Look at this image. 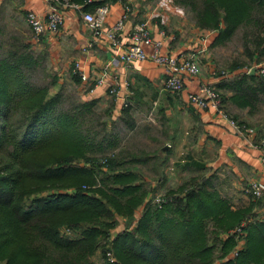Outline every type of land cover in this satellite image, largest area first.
<instances>
[{
	"label": "trees",
	"instance_id": "16d2710c",
	"mask_svg": "<svg viewBox=\"0 0 264 264\" xmlns=\"http://www.w3.org/2000/svg\"><path fill=\"white\" fill-rule=\"evenodd\" d=\"M76 1L84 4L86 0ZM177 1L190 7L199 27L215 29L217 40L229 37L241 27L247 28V53L264 54V0ZM96 5L84 7L91 11ZM9 48L0 59V261L95 264L91 257L98 250L101 257L105 256V242L118 223L117 217H123L128 224L132 220L135 223L112 244L115 264H212L207 220L213 222L216 232H227L248 213L230 210L225 200L212 197L206 190V179L198 183L195 178L181 188L185 190L183 197L173 194L172 201L160 208L147 205L146 185L138 171L129 168L136 158L131 157L133 162L125 161L126 152L117 151L103 157L107 165L103 171L98 161L88 155L120 147L118 137L113 139L109 133L110 138L95 142L93 131L85 129L83 118L95 102L82 101L71 109L56 112L62 98L58 77L53 76L51 86L39 88L10 77L19 67L34 68L35 58L26 52L30 43L14 38ZM38 54L37 60L41 62L43 55ZM71 77L78 84V76L73 73ZM56 85L58 89L49 94V88ZM217 87L230 92L220 95L221 107L234 120L238 116L228 112L227 102L248 110L264 106L263 74L244 73ZM81 160L92 162L89 167L73 164ZM118 167L122 170H116ZM97 182V189H87ZM70 186L75 188L71 193L53 190ZM143 206V213L135 219L137 209ZM250 214L254 218V212ZM63 226L78 230L79 235H62ZM243 231L248 244L246 250L237 254L242 255L241 260L229 258L218 264H243L251 256V236H256L264 247V221H247L239 234ZM233 237L221 241L223 254L235 245Z\"/></svg>",
	"mask_w": 264,
	"mask_h": 264
},
{
	"label": "crops",
	"instance_id": "0c3cea01",
	"mask_svg": "<svg viewBox=\"0 0 264 264\" xmlns=\"http://www.w3.org/2000/svg\"><path fill=\"white\" fill-rule=\"evenodd\" d=\"M149 2L150 0H86L82 4L76 0H66L65 4L55 5L63 13L60 29L57 32L44 33L38 41L32 37L31 47L38 50L34 46V42H38V48L47 52L52 64L60 71L61 83L67 81L74 84L71 74L78 76L77 87L82 101H94L97 106L101 104L110 108L108 123L115 129L119 141L124 131H128L129 135L149 131L147 135L150 139L145 142H150L148 150L157 149L156 169L167 167V148L176 144L178 134L184 130L186 134H190L191 146L194 144L196 150L215 152L208 164L210 171L220 169L222 173L218 174L223 178L227 174L233 188L241 191L252 181H259L264 185V163L261 161L260 151L249 146L245 138L235 132L214 110L194 109L185 99V93L194 91L200 83H218L219 80L212 75L213 68L208 61L202 59L198 76L185 79L183 93H174L165 88V70L150 58L114 63L116 57L131 44L133 26L139 22H146L152 38L162 41L163 53L192 57L205 52L204 45L201 48L195 41L188 44L189 39L183 37L179 27L172 26L173 32L161 35L162 29ZM93 3L97 4L95 7L108 3L105 29L113 27L121 19L123 3L130 6L131 11L117 34L119 47L112 46L105 37L95 39L83 21L82 13L95 9L94 7L90 11L84 6ZM89 9H92L91 5ZM28 11L45 17L49 4L46 0H0V16H6V20L16 17L17 21L26 24L25 15ZM143 49L147 55L150 54L149 46L143 45ZM56 64H60L59 67ZM82 75L85 79L81 78ZM113 86L117 87L114 95L109 93ZM141 155L138 160L147 162L148 156L143 153ZM158 173L165 174L166 171L158 170ZM254 211L264 221V198Z\"/></svg>",
	"mask_w": 264,
	"mask_h": 264
},
{
	"label": "rangeland",
	"instance_id": "374dc122",
	"mask_svg": "<svg viewBox=\"0 0 264 264\" xmlns=\"http://www.w3.org/2000/svg\"><path fill=\"white\" fill-rule=\"evenodd\" d=\"M149 4L151 5L153 13H155V19L158 21V25L165 34L173 32L172 26L179 27L180 31L178 29L177 30L183 35V37H187L189 39L187 42L188 44H193L195 41L199 47H205V52L203 55L197 54L199 57L196 55L193 57L199 58V67L201 66V61L203 58L205 61L209 62V65H212V75H215L219 81L215 85H209L206 83L203 84L215 88V90L220 95L230 94L229 91L223 89L222 87H217L223 82H233L242 74L250 73L252 69H254V72L257 73V75H264V72H262V68H264V54L260 56L254 51L252 56H249L246 51L245 37H248L247 28L241 27L229 37L217 40L215 39L217 37V32L215 29L201 28L197 25L193 17V12L188 5L181 4L177 0H150ZM14 38L17 39V41L22 40L24 43H30L32 34L29 27L27 24L17 21L16 17L11 18V20H6V16H3V18L0 16V44L2 46L0 49V59L6 56V51L10 49L9 42ZM213 41L214 43L212 44ZM38 44V42H34V46L37 47L38 50L31 47L29 51H26L30 55H34V68L19 67L14 69L12 71V75L10 76L14 77L15 79L19 78L20 81L28 83L36 88L44 87L46 85L51 86L53 78L56 76L59 79L60 76V71L57 70L56 66L52 64L47 52L44 50L41 51L42 49L38 48ZM202 45H204V47H202ZM248 48L252 51L251 44H248ZM38 52L39 54L43 55L41 62L37 60ZM39 54L38 56H41ZM56 65L59 67L60 64ZM58 87L59 85H56L54 88H49V94H52L54 90L58 89ZM60 89H62V98L59 106L57 105L56 112L71 109L82 103V100L79 98V92L76 83L70 84L67 81H64L60 86ZM226 106L229 110L228 112L231 115L238 116V119L235 121L242 122H237V124L243 126L246 129L253 130L256 139L264 136V134H258L255 129H260L264 133V106H260L255 110H248V108H238L231 102H227ZM90 110L91 111L86 112L85 118H83V124L85 129L89 128L93 131L92 137H95V142H99L103 137L105 140L110 138V136H107L109 133L111 136H113V139L117 140L116 137L118 134L108 123L111 111L110 108L100 104L98 106H92ZM1 121L2 119L0 118V123ZM127 133L128 131H124L121 134L122 138L120 140V147L118 150L105 148L106 150L103 149L101 152H93L88 155L92 158H95L96 163L98 161L103 171L107 170V165H105L106 162L104 160L105 158L103 157L107 158L108 156H112L117 151L126 152V154H124L125 161L133 162L131 161V157L136 158L137 161L131 163L129 168L132 170H137L139 175L142 177L141 180L146 185L147 194L145 199L147 205L149 203L152 206H157L158 208L172 201L173 194L174 196L183 197L185 190L183 191L181 188L184 187L186 183H189L193 178H195L196 182L198 183H201L203 179H206L205 188L212 197L225 200L232 211L242 210L248 213V215L242 218L239 225H235L227 232H216L213 222L207 220V245L213 247L212 264H218L219 262L225 261L229 258H234L235 262L240 261L242 255L239 254V256H237V254L240 250H246L248 244L246 231H243L242 235H240V228L245 225L247 221H263L257 217V214L254 210L256 207L260 206L264 198V192L260 196L253 195L249 190V183L245 185L240 191L237 188L232 187L230 184L231 181H228L230 178L227 174L223 175L225 178L218 174L222 173L220 169L213 171L217 173L211 172L208 164H210V161L212 160L211 158L214 157L215 152H207L206 149H202L201 152L196 150L193 146L194 144L191 146L190 139L192 140V138L190 137V134H186L184 130L178 134L176 144H174L175 147L173 148L174 145H171L169 148H167L165 155L167 167H162L161 169L157 167L159 172L166 171V173L157 174V149L148 150L150 142H145L149 141L150 139V136L147 135L149 131L137 134L131 133L130 135ZM105 145L106 144L104 143L103 146ZM145 150L148 152H142ZM142 153L143 155L148 156L147 162L138 160V158L142 157ZM150 155L152 156L151 158L149 157ZM154 157L155 159H153ZM194 161H196L197 164H194ZM91 162V160H81V162H73V164H80L89 167ZM116 170L120 171L122 169L118 167ZM154 178L156 180H154ZM226 180L228 182H226ZM99 186L100 182H97V184L88 185L87 189L93 190L97 189ZM53 190L63 192L68 191L71 193L75 190V188L73 186L54 187ZM144 209L145 206L137 209L135 213V219L141 216ZM250 211L251 213L254 212V218H252L253 215L250 214ZM117 219V225L112 228L109 239L105 242V248H108V250L105 252V256L101 257V252L98 250L91 257L95 264H103L105 261L110 264L117 263V258L113 254L112 244L114 240L127 228H133L135 223V220H132V222L128 224L129 222L123 217H117ZM132 223L133 225H131ZM61 234L75 238L79 235V231L63 226L61 228ZM230 235H234L233 239L235 240V245L231 247L226 254H223L221 249V241ZM249 245L251 247V256H249V258L247 257V260H244L243 264H264V255H258V252H264V247H261V244L258 242L256 236H251ZM0 264H4V262L0 261Z\"/></svg>",
	"mask_w": 264,
	"mask_h": 264
},
{
	"label": "built area",
	"instance_id": "2783aa9c",
	"mask_svg": "<svg viewBox=\"0 0 264 264\" xmlns=\"http://www.w3.org/2000/svg\"><path fill=\"white\" fill-rule=\"evenodd\" d=\"M49 4V11L45 17L28 11L25 15V21L28 25L33 40L38 41L46 32H57L63 23V13L57 8V5L65 4L66 0H46ZM90 2V0H87ZM56 5V6H55ZM123 14L121 19L111 28H104V21L109 11L108 3L95 7L91 12H83L82 19L91 30L92 36L96 38L105 37L110 41L112 46L119 47L120 43L117 37L118 32L122 28L123 21L127 18L131 8L128 4L123 3ZM161 35H166L163 30ZM131 44L126 50L118 55L114 63L130 62L132 60H144L150 58L156 64L162 66L165 70V88L174 93H183L185 91V79L188 77H196L200 73L199 62L196 57H177L162 52V41L153 39L146 22H139L133 26L130 35ZM143 45L151 48V52L147 55L143 49ZM264 72V68H262ZM85 79V76H81ZM101 83L100 80L97 81ZM117 87L113 86L109 89V93L114 95ZM187 103L193 107L206 110L212 109L222 118H224L235 132L244 137L247 144L253 148H257L261 153V161L264 163V136L255 138V133L251 129H246L237 124L221 107V96L215 88L200 83L194 91L185 93ZM246 134V135H245ZM249 190L255 196L262 195L264 185L259 181L249 183Z\"/></svg>",
	"mask_w": 264,
	"mask_h": 264
},
{
	"label": "water",
	"instance_id": "95a60500",
	"mask_svg": "<svg viewBox=\"0 0 264 264\" xmlns=\"http://www.w3.org/2000/svg\"><path fill=\"white\" fill-rule=\"evenodd\" d=\"M250 73H251V74L254 73V69H252Z\"/></svg>",
	"mask_w": 264,
	"mask_h": 264
}]
</instances>
